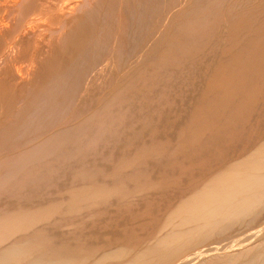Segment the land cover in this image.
<instances>
[{
	"label": "bare ground",
	"instance_id": "obj_1",
	"mask_svg": "<svg viewBox=\"0 0 264 264\" xmlns=\"http://www.w3.org/2000/svg\"><path fill=\"white\" fill-rule=\"evenodd\" d=\"M263 218L264 0H0V264H264Z\"/></svg>",
	"mask_w": 264,
	"mask_h": 264
},
{
	"label": "rangeland",
	"instance_id": "obj_2",
	"mask_svg": "<svg viewBox=\"0 0 264 264\" xmlns=\"http://www.w3.org/2000/svg\"><path fill=\"white\" fill-rule=\"evenodd\" d=\"M261 221H262V219H261ZM261 221H260V223H261L262 225H261L260 223H256L254 226H251V229H252V230L249 229V227H248V228H246V229H243V231H242V230H241V231H238V233H237L238 235H237V236H236V234H234L235 232H234V233L231 232L232 235H231V234H228V236L226 235V236H224V237H221L222 240H221V238H220L219 241H220V240H221V241L225 240V244H226L227 242H228V244H229L230 241H232L231 244H232V243L235 244V242H237L238 240L240 241V239H242V241H244V237H245L247 234L249 235V234L252 233L253 231H256L258 228H259L258 230H260L262 227H264V226H263V224H264V223H263L264 218H263V221H262V222H261ZM258 224H260L259 226H260L261 228L258 226ZM233 231H234V230H233ZM245 233H247V234H245ZM233 235H234V236H233ZM229 236H230V238H229ZM238 236H241V237L239 238ZM233 237H234V238L236 237L237 239L235 238L236 240H234ZM242 237H243V238H242ZM225 238H226V239H225ZM232 239H233V240H232ZM226 240H227V241H226ZM228 240H230V241H228ZM213 241H215V243H216V242H217V243H220V242L218 241V239H215V240H213ZM234 241H235V242H234ZM239 241H238V242H239ZM242 241H241V242H242ZM212 243H213V242L211 241L210 244L206 246L207 248H206V247L202 248V247L204 246L203 244H202L203 246H201V247H200V245H199V247H198L199 249H198V250H200V249H204V250H205V249H209V248H213V247L215 248V247L218 245L217 243H216V244H215V243L212 244ZM223 243H224V242H223ZM223 243H222V244L220 243V244L216 247V249H217V248L219 249V248H220V247H219L220 245H222L221 247H225V246H223ZM225 244H224V245H225ZM228 244H226L227 247L233 246V244H232V245H230V244L228 245ZM205 245H206V243H205ZM210 245H212L213 247L210 246ZM208 247H209V248H208ZM196 249H197V248H196ZM184 264H185V263H184Z\"/></svg>",
	"mask_w": 264,
	"mask_h": 264
}]
</instances>
